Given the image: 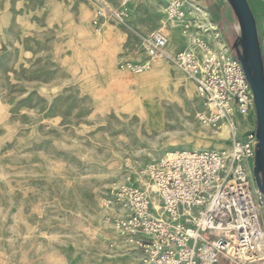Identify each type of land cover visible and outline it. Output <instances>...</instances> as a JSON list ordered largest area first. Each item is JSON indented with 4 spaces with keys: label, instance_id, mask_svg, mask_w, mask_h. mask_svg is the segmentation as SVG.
I'll list each match as a JSON object with an SVG mask.
<instances>
[{
    "label": "rangeland",
    "instance_id": "obj_1",
    "mask_svg": "<svg viewBox=\"0 0 264 264\" xmlns=\"http://www.w3.org/2000/svg\"><path fill=\"white\" fill-rule=\"evenodd\" d=\"M166 7L0 0V264H137L105 200L124 184L153 192L140 173L166 153L228 146L225 127L198 122L196 86L170 59L130 69L154 59L143 42L153 31L170 35V56L187 47ZM157 109L163 124L147 115Z\"/></svg>",
    "mask_w": 264,
    "mask_h": 264
},
{
    "label": "built area",
    "instance_id": "obj_2",
    "mask_svg": "<svg viewBox=\"0 0 264 264\" xmlns=\"http://www.w3.org/2000/svg\"><path fill=\"white\" fill-rule=\"evenodd\" d=\"M165 1L168 20L187 42L169 59L196 86L200 125L217 131L227 124L231 149L176 150L153 160L140 173L153 192L132 184L115 188L104 203L115 217L106 222L139 252L137 264H264V196L254 177L259 140L256 128L240 132L238 126L247 114L256 118L251 84L222 34L215 49L200 33L189 2ZM95 27L100 30L98 21ZM143 42L153 59L166 54L169 36L156 30ZM139 67L130 65L133 72Z\"/></svg>",
    "mask_w": 264,
    "mask_h": 264
},
{
    "label": "water",
    "instance_id": "obj_3",
    "mask_svg": "<svg viewBox=\"0 0 264 264\" xmlns=\"http://www.w3.org/2000/svg\"><path fill=\"white\" fill-rule=\"evenodd\" d=\"M227 2L237 18L239 28V36L231 47L243 65L255 99L259 143L254 177L259 191L264 196V61L257 22L248 0H227Z\"/></svg>",
    "mask_w": 264,
    "mask_h": 264
},
{
    "label": "crops",
    "instance_id": "obj_4",
    "mask_svg": "<svg viewBox=\"0 0 264 264\" xmlns=\"http://www.w3.org/2000/svg\"><path fill=\"white\" fill-rule=\"evenodd\" d=\"M186 1L189 2L190 6L194 7L195 11L197 10L199 12V15L201 16V18H199L200 23L209 36L214 37L216 33L220 32L223 36V41L228 45L229 43L232 44L236 40L239 35L238 21L231 6L226 0ZM248 2L256 18L259 41L264 61V0H248ZM229 35H231V37H229ZM168 36L171 42V37L170 35ZM150 62L153 61H149L147 64L150 65ZM245 121H247V125L241 122L239 123L242 127V132L253 129L252 126L254 116H248Z\"/></svg>",
    "mask_w": 264,
    "mask_h": 264
},
{
    "label": "bare ground",
    "instance_id": "obj_5",
    "mask_svg": "<svg viewBox=\"0 0 264 264\" xmlns=\"http://www.w3.org/2000/svg\"><path fill=\"white\" fill-rule=\"evenodd\" d=\"M168 19V18H167ZM169 21V20H168ZM172 24H175V23H173V22H171ZM176 25V24H175ZM177 26V25H176ZM103 32H104V30H103ZM207 32V31H206ZM218 34L219 33H216L215 35H214V40H215V42H217V44L218 45H221L222 46V42H221V40L220 39H218ZM170 41V40H169ZM169 44H170V42H169ZM169 54L168 53H166V54H163V55H158V56H156V57H154V59L153 60H150V61H154L156 58H165L166 60L168 59L169 60ZM173 64V63H172ZM174 65V64H173ZM140 67H139V69L138 70H135L134 72H135V74H143V73H146V72H148L149 71V65L148 64H144V65H139ZM169 68V67H168ZM179 72H181L178 68H176ZM146 71V72H145ZM181 74L183 75V77H185V79L186 80H188L189 82H191V83H193L194 84V82H192L185 74H183L182 72H181ZM144 75V74H143ZM141 78H142V76H141ZM153 78V74L152 73H149V74H147V75H145L144 77H143V80H148V81H150L151 79ZM135 81H136V79H135ZM138 82H140V81H138ZM143 84V83H142ZM141 84V85H142ZM137 85V84H136ZM150 90V89H149ZM155 90H157V89H155ZM150 93V92H149ZM163 93V92H162ZM147 94V93H146ZM199 96V95H198ZM162 106V105H161ZM158 107V106H157ZM163 108V107H162ZM150 118H151V120L152 121H154V120H156L159 124H163V116H162V112L160 111V110H158L157 109V111H153V112H150V113H148L147 114ZM250 115H253L254 116V113H250V114H247L243 119L245 120L248 116H250ZM255 118V117H254ZM155 122V121H154ZM222 127H225V131H224V134H227V130H228V132H229V134H230V137H231V133H230V129H229V127L227 126V124H223L222 125ZM221 127V128H222ZM231 149V139H229V145H228V147H226V148H223V150H230ZM153 189V188H152ZM264 208V207H263ZM261 212H262V210H261ZM263 214V213H262ZM110 217H115L114 216V213H112L111 214V216ZM263 218H264V216H262ZM110 224H112V222H109Z\"/></svg>",
    "mask_w": 264,
    "mask_h": 264
}]
</instances>
